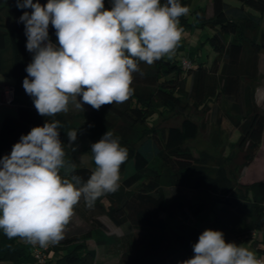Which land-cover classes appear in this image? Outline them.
<instances>
[{"label":"trees","instance_id":"obj_1","mask_svg":"<svg viewBox=\"0 0 264 264\" xmlns=\"http://www.w3.org/2000/svg\"><path fill=\"white\" fill-rule=\"evenodd\" d=\"M210 1L211 15L207 16L204 7H195L179 19L183 30L205 26L213 29L205 37L216 54L211 65L206 66L202 59L190 62L186 68L178 51L170 59L164 56L152 65L139 62L140 71L133 73V92L127 101L103 105L99 110L89 105L86 112L69 109L55 117H43L34 107V98L23 88L25 69L34 53L26 48L25 23L20 17L33 9L18 8L17 0H0V72L12 79L10 103L16 107V115L5 116L0 124V159L10 155L22 135L51 120H59L63 125L59 130L65 151V168L59 173L62 178L70 166H75V172H69L67 178L73 174L84 182L90 178L95 168L91 144L107 131H112L128 151L119 170V189L98 198L91 208L81 198L74 211L90 221V228L77 237L49 245L45 264H94L96 251L77 243L90 238L100 244H105L106 238L118 243L120 264H182L194 256L193 245L204 232L190 227L188 216L197 217L212 207L210 222L215 231H228L245 240L254 238L251 244L255 247L258 243L264 245V172L253 173V180L246 183H235L232 178L234 170L248 167L256 158L257 163L264 164L262 159L258 162V153L264 148V111L254 100L261 49L257 32L264 0H238L237 6L224 0ZM47 2L33 0L42 6ZM165 2L161 0V4ZM179 2L189 8L191 0ZM48 32L51 42L59 46L51 24ZM220 100L230 104L225 114L239 130L235 142V156H243L239 165L233 158L226 164V156H214L205 150L194 154L186 142L197 135L200 125L189 117L166 128H158L155 123L164 112L184 113L189 102L215 113V104ZM216 122L213 143L221 133L220 118ZM69 130H77V140L72 145L78 146L75 152L69 146ZM163 178L171 199L162 186ZM189 188L193 194L206 193L211 203L193 202V194L186 193ZM101 216L124 229V234L106 236ZM0 238L7 241L0 244V264L34 263L30 248L19 247L23 239H9L2 229ZM256 251L264 258V247H257Z\"/></svg>","mask_w":264,"mask_h":264},{"label":"clouds","instance_id":"obj_2","mask_svg":"<svg viewBox=\"0 0 264 264\" xmlns=\"http://www.w3.org/2000/svg\"><path fill=\"white\" fill-rule=\"evenodd\" d=\"M17 7L33 9L20 17L26 48L34 53L23 88L43 117L67 113L70 101L83 110L77 97L96 110L127 101L139 62L170 59L182 39L179 18L190 11L179 0H113L110 10L104 0H48L43 6L17 0ZM50 24L59 46L49 39ZM62 127L59 120L33 127L0 159V229L9 239L19 237L41 247L57 244L81 198L91 208L120 187L119 170L128 151L112 131L91 144L95 168L86 182L74 174L67 178L75 166L61 177ZM67 137L72 146L77 130H69ZM77 147L72 146L73 152ZM193 251L182 264H264L243 244L226 242L223 232L211 229L199 236Z\"/></svg>","mask_w":264,"mask_h":264},{"label":"rangeland","instance_id":"obj_3","mask_svg":"<svg viewBox=\"0 0 264 264\" xmlns=\"http://www.w3.org/2000/svg\"><path fill=\"white\" fill-rule=\"evenodd\" d=\"M209 0H191L190 2V11L193 10L195 7H204L205 9L208 8ZM226 3L230 5H238V0H224ZM113 6V0H108L107 3L104 5L105 9L110 10ZM210 7V4H209ZM190 11L188 15L190 14ZM255 10H253L254 12ZM195 35L191 33L190 30H183L182 33V39H181V45L192 44L195 45L196 42H198V49L200 51L201 59L205 60V65H211L214 56L216 55L213 51L212 47L209 45L208 42L205 41V37L207 34H210L213 32V29L209 26H205L203 28H198ZM257 40L264 46V14H262L261 23L257 32ZM204 41V43H202ZM181 47H177L175 51H181ZM8 55V52L5 53ZM194 58L196 59L197 56L194 55ZM194 58H192V55H185L182 59H184V66L189 67L190 62H193ZM0 75L2 77H5V79L8 83H12V79L4 74L3 72H0ZM191 84V78H188L187 81V87L189 88ZM259 86L258 79L256 80V87ZM7 100V99H6ZM82 103V108L87 110L89 108L88 104H83L82 97H77L76 102ZM192 102H189L188 109L184 113H174V112H164L161 114L157 121L155 122L157 124L158 128L164 127L166 128L169 125H179L181 120L184 117H189L193 121L197 122L200 125V128L198 130L197 135L186 142V145L190 146L196 154V151L205 150L208 153H211L214 156L218 157H224L226 164L230 163V160L233 158V162L239 165L243 161V156L241 154H235L237 153V147L235 145V142L239 138V130L234 128L228 117L226 116L225 112H227L230 104L226 101L220 100L217 101L215 104V110L216 112L213 113V111H210V109H204L201 106H195L191 104ZM1 105H12L5 106L4 108H0V114L3 112L8 113V109H12V112L14 111L15 107L13 104H4L0 103ZM72 106H75V102L72 104ZM8 107V109L6 108ZM261 109V111H264V107H258ZM78 110V109H77ZM216 118H220V124L219 128L221 129V133L219 136H217V140L213 143V136H215V130H217V122ZM218 142V143H217ZM258 162L262 159L264 161V148H262L261 153L259 155ZM229 157V158H228ZM256 168L253 173L261 170L264 172V164L262 163H256ZM261 166V167H260ZM154 167H157V162L154 164ZM228 168H232L231 166H228ZM252 173V174H253ZM232 178L235 180V183H237L238 180L240 182L246 183V167H242L238 170H234L232 173ZM235 176V178H234ZM251 180L250 178L247 179V181ZM162 186L164 187L165 193L167 195L168 199H171L172 194L170 189L166 186V180L163 178L161 180ZM190 190V191H189ZM186 193L188 196L192 195L194 192L189 188ZM192 193V194H191ZM206 200L209 203H211V198L206 195L204 192H200L198 194H193V202H199ZM211 212H214V208H210L208 212L202 213L201 215L197 217H190L188 216L187 224L190 227L198 228L202 231H205L207 229L215 230L210 222ZM99 220L103 224V231L106 233V236L108 235H115V236H122L124 234V229H121L119 227H116L114 224H112L109 219L105 216L99 217ZM91 224L89 220H85L82 218L79 214H77L74 211V215L71 217V220L69 222V225L66 227L64 231V238L66 237H77L83 233H85L89 228ZM224 234V239L226 242H235L236 244H243L244 247L246 245L242 240L243 238H238L234 234L228 232V231H222ZM63 238V239H64ZM105 244H100L99 242H96L94 239H87V240H78V244H83L86 247L90 249H94L96 251V258L94 264H120L119 263V257H120V250L118 247V243L114 242L112 239L108 240L105 239ZM74 246H69V249L73 248ZM251 248H254L252 245H250ZM254 252L257 256L256 250H251Z\"/></svg>","mask_w":264,"mask_h":264},{"label":"crops","instance_id":"obj_4","mask_svg":"<svg viewBox=\"0 0 264 264\" xmlns=\"http://www.w3.org/2000/svg\"><path fill=\"white\" fill-rule=\"evenodd\" d=\"M208 3V8L206 9V14L207 16L211 15L212 14V4H211V1H207ZM209 4H210V7H209ZM230 5V4H229ZM232 6V5H231ZM233 6H237V5H233ZM253 12V10H252ZM254 14H258L257 11H254L253 12ZM197 29L198 28H194V29H191V33L193 35H195L197 32ZM258 41V40H257ZM261 46V49H260V52H259V55H258V73H257V79H258V84L259 86H257L255 88V92H254V100H255V103L258 107H264V46H262V44L260 42H258ZM179 47L181 51H179L178 53L181 54L180 58H182L183 56H185L186 54L188 55H192V58H194V55L197 56V58L193 59L194 61L193 62H199V61H202L201 59V56H200V51L198 49V42L195 43V45H192L191 43L190 44H187L186 46V43L185 45H181V42L179 43ZM7 81L5 79V77H2L0 75V103H4V104H11L10 102H8L6 100V95L4 93V90L6 87H12V83H8V82H5ZM74 102L70 101L68 107L69 109H71L73 112H77V108L75 106H72ZM5 106H10V105H1L0 108H4ZM12 106V105H11ZM10 106V108H11ZM15 107V106H14ZM8 109V107H6ZM88 110V109H87ZM87 110L83 109V110H80L81 112H86ZM7 115H16V107L14 109V111L12 112V109H8V113L7 112H3L2 114H0V124L3 120V118ZM262 150V149H261ZM260 150V152H261ZM260 152L258 153V156L260 154ZM256 163H257V158L254 160V162L251 163V165H249L248 167H246V182H249V181H252L254 176L252 175V171L255 170L256 168ZM250 178L251 180L247 181V179ZM212 217V215H211ZM211 217H210V220H211ZM260 237V234L258 235ZM254 240V238H249L246 240H242V242H244V244L246 245V248L248 249H251V250H256L257 247H264V245H262L261 243H258L257 246L255 247L254 245H252V241ZM7 243V241L5 240H1L0 238V244L2 245H5ZM21 244L19 245V247L21 248H25V247H28L29 248V243L25 240H23L22 242H20ZM250 245H252L254 248H251ZM244 246V245H243ZM257 255H259L257 253ZM14 264H35V263H32V262H20V263H14Z\"/></svg>","mask_w":264,"mask_h":264},{"label":"built area","instance_id":"obj_5","mask_svg":"<svg viewBox=\"0 0 264 264\" xmlns=\"http://www.w3.org/2000/svg\"><path fill=\"white\" fill-rule=\"evenodd\" d=\"M184 61H185L184 59L181 60V64L183 66H184ZM189 67H190V65H189ZM186 68H188V67H186ZM4 93L6 95L7 101L10 102L12 99V93H13L12 87H6L4 90ZM29 248L31 250V255H32V259H33L34 263L35 264H45V262L47 260V254H48L50 247L49 246L41 247L37 244L34 245V244L29 243ZM256 257H257V259H264V258H262V255H257Z\"/></svg>","mask_w":264,"mask_h":264}]
</instances>
